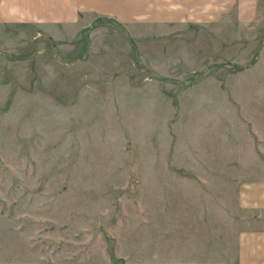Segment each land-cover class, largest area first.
<instances>
[{
    "label": "rangeland",
    "instance_id": "1",
    "mask_svg": "<svg viewBox=\"0 0 264 264\" xmlns=\"http://www.w3.org/2000/svg\"><path fill=\"white\" fill-rule=\"evenodd\" d=\"M188 1L0 23V264L234 262L264 232V0Z\"/></svg>",
    "mask_w": 264,
    "mask_h": 264
},
{
    "label": "crops",
    "instance_id": "2",
    "mask_svg": "<svg viewBox=\"0 0 264 264\" xmlns=\"http://www.w3.org/2000/svg\"><path fill=\"white\" fill-rule=\"evenodd\" d=\"M173 1L176 2V0ZM229 1H225L226 4ZM188 2H193L194 5L203 3L207 11H212L214 7L216 11L218 10V0H189ZM159 3L165 4V0H0V23L28 24L39 30L42 26L47 25L72 27L80 18L79 14L81 13L92 15L94 18L100 16L116 21H118V15L121 14H124L126 19H134L146 9L152 11L154 7L159 8ZM186 10L184 8V11L180 12ZM39 34L36 33L37 36ZM239 247V259L234 262L212 261L204 263L198 260H190L179 263L140 261L131 264H264V232L243 234L240 238Z\"/></svg>",
    "mask_w": 264,
    "mask_h": 264
}]
</instances>
